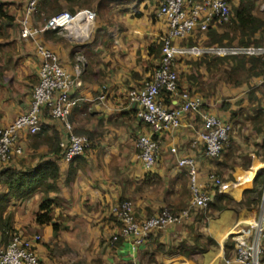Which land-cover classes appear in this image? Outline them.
<instances>
[{"label": "crops", "instance_id": "obj_1", "mask_svg": "<svg viewBox=\"0 0 264 264\" xmlns=\"http://www.w3.org/2000/svg\"><path fill=\"white\" fill-rule=\"evenodd\" d=\"M161 1L92 0L87 8L97 13L93 32L85 41H74L63 34L64 37L58 33L51 36L46 32L23 39L20 20L26 12V1L0 0V5L8 3L16 16L15 27L3 25V35H0V128L13 124L30 106L42 63L38 46L55 53L71 76L76 75L78 58L85 61L81 86L71 91L78 105L69 120L75 134L85 130L94 135L93 147L74 161L59 159L57 190L48 195L36 193L16 203L14 209L15 229H29L32 233L25 234L28 238L36 234L41 236V241L35 245L42 264H226L236 256L231 232L248 227L250 221L260 217L261 212L248 211L243 201H247L249 191L255 186L257 172L264 170L262 133H253L258 138L259 161L253 160L251 169L242 171L233 181H223L225 192H220L212 178L217 177L215 170L220 160L208 157L203 145L189 148L194 136L191 131L202 127L198 116L185 115L180 129L159 138L161 153L152 167L148 168L139 156L134 138L150 134V129L135 118L136 108L131 105L129 92L147 84L152 74L148 69V63L153 61L150 48L161 44L168 34L166 21L158 15ZM32 27L40 29L42 25H34L33 18ZM199 31L200 28H196L186 38L174 39L173 43L183 46L189 40L197 42L202 38ZM259 83L262 84L261 80ZM105 85L107 99L102 102L97 98ZM230 92L231 89L224 86L211 101L205 102L206 112L229 121L230 111L221 110L219 105L230 104V110L236 111L233 101L243 95L231 99ZM242 92L247 93L246 86ZM45 124L57 127L65 139L66 129L62 122L47 119ZM19 146L22 154L12 155L14 164L23 160L26 166H35L38 154L50 151L44 138L32 140L27 129L20 131ZM171 146L195 159L197 182L207 195L205 208L193 206L190 172L178 166L177 157L170 153ZM252 153L251 157L255 158ZM7 190L0 184V194ZM217 192L230 197L234 207L221 211L210 207V213L216 211L218 214L209 219L206 209ZM47 196L54 201L52 215L54 223L60 226L58 233L52 226H39L36 222L39 205ZM256 199L259 200L258 196ZM121 200L133 204L139 219L159 214L164 209L176 215L189 210V216L179 224L154 231L134 251L129 241L123 240L117 245L111 241L118 228L108 220L110 208ZM52 250L53 256L50 255Z\"/></svg>", "mask_w": 264, "mask_h": 264}, {"label": "built area", "instance_id": "obj_2", "mask_svg": "<svg viewBox=\"0 0 264 264\" xmlns=\"http://www.w3.org/2000/svg\"><path fill=\"white\" fill-rule=\"evenodd\" d=\"M39 1L28 0L25 15L20 20L23 39L32 38L37 33L45 31H56L68 38L74 35L76 39L71 38L74 41H85L90 38L97 19L96 11L88 8L80 9L76 13L64 11L46 18L44 25L36 29L32 27V21ZM158 15L168 25V34L163 37L160 67L142 89L129 92L131 105L136 108L137 119L150 129V134H141L137 137L135 146L143 163L150 168L161 153L159 138L180 129L185 115L194 118L198 116L202 120V127L194 132L190 143L191 149L203 145L206 155L215 159L227 146L233 125L206 112L205 102L201 97L187 93L178 94L176 59L185 55L195 57L212 55L220 58L264 57V45L186 47L173 43L174 39L186 38L196 28L207 30L209 24L216 18L227 21L230 16L227 0H162ZM37 52L42 58L39 84L34 88L27 112L10 126L0 128V163L11 160L14 153L22 154V148L19 146L22 129H27L30 134H36L41 130L44 107H50L51 114L60 120L66 129L65 139L60 144L64 159L71 161L91 147L86 137L75 134L69 120L74 107L78 104V100L72 98L71 91L81 86L80 76L85 66L84 59L78 58L76 75L71 76L55 53L44 46H38ZM162 90L170 92L171 101L177 106L166 108L160 96ZM107 92L108 87L105 85L97 99L104 102L107 99ZM170 153L177 157L179 167L188 168L190 172L193 206L205 208L207 195L197 182L195 159L185 152L181 153L176 146L170 147ZM212 178L219 185L220 192H225L226 184L215 176ZM110 213L120 224L112 240L118 241L123 238L131 243L134 251L143 245L154 231L164 230L171 224H179L189 216V210L176 215L164 209L159 214L138 220L129 201L113 204ZM230 235L235 243L236 256L227 260L226 264H264V206L258 219L250 221L246 228L232 231ZM40 241L39 234L28 238L22 231L15 232L7 247H0V264H41L40 258L33 251L35 244Z\"/></svg>", "mask_w": 264, "mask_h": 264}, {"label": "trees", "instance_id": "obj_3", "mask_svg": "<svg viewBox=\"0 0 264 264\" xmlns=\"http://www.w3.org/2000/svg\"><path fill=\"white\" fill-rule=\"evenodd\" d=\"M25 1L27 7L28 1ZM62 1H65L66 6L62 5ZM90 1L92 0H40L37 4V9L47 12L49 16L56 15L68 10L72 13H76L80 9L87 8V6L90 4ZM256 1L257 0H227L230 7L229 19L227 21L220 20L218 18L214 19L209 24L207 30L199 31L202 36L201 40H198L197 42L189 40V42L187 44H184L183 46H202L200 41L202 42L203 40L205 47L220 45L261 46L264 42V16H258L255 13L257 7ZM15 17L16 16L11 13L8 3L0 5V35H3V30H1L3 29V25L6 27H15ZM45 32L47 35L51 34V36L52 34H57L56 31ZM5 37L8 40L11 39V36L9 35H5ZM257 37H259V40ZM11 43L8 44L9 47ZM162 45L163 42L161 44L159 43L158 45H155L153 48H150V55L152 56L153 61L151 63H148V69L152 72V74L160 67V61L162 59ZM227 61H229V63L231 64L229 66V69L227 71H224V73L228 75V78L230 80L229 83H231L234 87H241L244 84L249 85L247 86V96L249 101L248 104L251 107V114L248 118L254 125V133L263 134L262 147L264 148V91L262 84L259 83V81L264 78L263 56L230 58H220L212 55H203L200 57H195L192 55L179 56L175 62V70L178 74L177 92L180 95L187 93L191 96L201 97L204 102L211 101L213 99V96L216 95L217 91L215 85L211 89V95H209V92L206 91L209 86V80H206V71H211L212 69H214V67L218 65L217 62L224 64ZM60 63L63 65L61 61ZM237 74L245 76L246 80L244 79L242 82L233 81L234 76ZM151 79L152 78L150 77L148 79V82H150ZM251 80H254V83H251ZM142 87H144V84L139 88L142 89ZM160 96L166 108L171 109L177 106L173 101H171L170 92L162 90ZM244 100L246 101V99ZM77 105L74 107V109L77 107ZM230 107L231 105L227 103L219 105V108L221 110L230 111L231 118L229 122L232 124L231 120H234V118H236L237 112L230 110ZM26 112L27 111H25L24 113ZM134 115L135 118H137L136 110L134 111ZM47 119L60 121L51 114L50 107H44L41 120V130L36 134H31V138L34 141L38 140V138L39 140L44 138V141L47 142L50 151L47 154H38V161L35 166H26L25 161L23 160H20L19 164H14L13 159L7 162L0 163V184L8 189L6 193L0 194L1 248H6L11 241L13 234L17 232L14 224L12 223L14 214L7 216V218H3L2 213L9 207L14 210L16 207V203H22L24 200L31 198L36 193L43 192L45 193V195H48L51 191L57 190V183L60 179V169L58 161L59 159L64 158L62 156V148L60 144L64 139V136H62V134L58 131L57 127L46 125L45 121ZM139 123L144 124L141 122ZM146 126L149 127L148 125ZM49 132H51V134L47 135ZM76 134L78 136L86 137L91 143V147L84 152V154H86L93 147L94 135L91 132L85 130L77 131ZM134 139L136 144L137 137L135 136ZM230 140L231 135L229 137L227 146L229 145ZM190 142L189 148H191ZM227 146L223 149L221 154L217 158H215L216 160H220L221 156L227 149ZM180 152L184 153L185 151L180 150ZM75 159L71 161H74ZM258 179H261V181L264 183V170H259L257 172L254 178V185H256ZM254 189L255 186L249 191V193L254 192ZM261 195L262 191L259 192V202L261 199ZM226 197L228 196L224 194L220 195L217 192L214 200L208 203L209 207L219 211L226 209L225 206L219 205V203ZM124 201L126 200H121L116 204H120ZM53 205L54 201L48 196L45 197L39 205V212L36 217V222L39 226L50 225L53 227L54 232L58 233L60 226L54 223V217L52 215ZM134 215L136 217L135 211ZM137 219L142 220L139 218ZM108 220L111 223L115 224L117 228L120 227V224L117 223L116 218L112 214L109 216ZM111 241L114 243V245H117L123 241V238H120L118 241H113L111 239ZM33 251L36 253V245L33 247Z\"/></svg>", "mask_w": 264, "mask_h": 264}, {"label": "rangeland", "instance_id": "obj_4", "mask_svg": "<svg viewBox=\"0 0 264 264\" xmlns=\"http://www.w3.org/2000/svg\"><path fill=\"white\" fill-rule=\"evenodd\" d=\"M256 2H257V7H256L255 13L258 16H264V0H257ZM62 5L66 6L65 1H62ZM88 9H90V7ZM48 17L50 16L47 12H44V11L41 12V10L39 12H36L34 16V25L40 26L41 24L43 26L46 18ZM59 36H63V35L59 34ZM257 38L259 40V37ZM200 43L202 44L203 47H205L204 40L202 42L200 41ZM262 45H264V42ZM226 58H230V57H226ZM225 63L228 65H226ZM225 63L222 64L220 62H217L219 66L218 65L215 66L214 69H212L211 71H206V74H207L206 80H209L208 81L209 86L206 91H208L209 95H211V89L214 87V85H215L217 92H221L223 87L225 86L226 88L231 89V92L229 93V98L235 99L236 96H239L242 93L243 95L240 96L241 99L242 100L246 99V102H249L247 93L242 92L244 86H246V92H248L247 86L249 85L244 84L241 87H234L231 83H229L230 80L228 78V75L225 74L224 71H227L229 69V66L231 63H229V61ZM244 79L246 80L245 76L241 74H237L234 76L233 81L242 82ZM261 82H262L263 91H264V78L261 80ZM251 83H254V80ZM241 99L233 101V103H236L237 105V109H236L237 116L236 118H234V120L233 119L231 120L232 125H233V132L231 134L230 145L229 147L227 146V149L225 150V152L220 158L219 168L215 170V174L220 179L221 182L233 181L235 176L240 175L242 171L244 172V171L251 169L250 164L253 163V160L259 161V151H257V148H256L258 138L253 135V133L255 132L253 129L254 125L248 118V116H250L251 114L250 113L251 107L248 103L245 104L244 102H241ZM198 120L199 118H197V122ZM191 133H194V131H191ZM252 152H254L255 158L251 157V154H253ZM259 187L262 188V195H261L260 202L258 199H256L257 196L259 198V191H260ZM252 199H255V200L252 201ZM219 205L225 206L226 208L234 207V204H232V199L230 197L223 199L219 203ZM243 205L246 206L248 211L256 210L257 214H259L263 210L264 183L262 181L259 180L258 183H256L254 192L249 193L247 197V201H243ZM207 208L208 209H206V213H207L206 217H208L209 219L215 217L218 214V212L216 211L210 213L209 211L210 207L208 206ZM12 211H9V209L5 210L2 213V217L7 218V216H10L11 214H14L15 216V211L14 210ZM14 219L15 217L13 218V220ZM13 220H12V223L14 224V227H15V222ZM202 225L204 227L205 224H202ZM23 231H24V234H27V235H30L32 233L29 229H23ZM203 240H205V237H203ZM205 243L207 244V242ZM50 255L51 256L54 255V250L50 252Z\"/></svg>", "mask_w": 264, "mask_h": 264}, {"label": "bare ground", "instance_id": "obj_5", "mask_svg": "<svg viewBox=\"0 0 264 264\" xmlns=\"http://www.w3.org/2000/svg\"><path fill=\"white\" fill-rule=\"evenodd\" d=\"M70 38H74V39H76V36L71 35ZM238 227H240V225H239ZM240 228H242V227H240ZM243 228H245V227H243ZM237 229L240 230L239 228H237Z\"/></svg>", "mask_w": 264, "mask_h": 264}]
</instances>
